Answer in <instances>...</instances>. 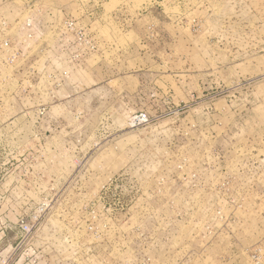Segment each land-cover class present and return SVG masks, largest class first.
<instances>
[{"label":"rangeland","instance_id":"374dc122","mask_svg":"<svg viewBox=\"0 0 264 264\" xmlns=\"http://www.w3.org/2000/svg\"><path fill=\"white\" fill-rule=\"evenodd\" d=\"M0 264H264V0H0Z\"/></svg>","mask_w":264,"mask_h":264},{"label":"built area","instance_id":"2783aa9c","mask_svg":"<svg viewBox=\"0 0 264 264\" xmlns=\"http://www.w3.org/2000/svg\"><path fill=\"white\" fill-rule=\"evenodd\" d=\"M19 228L21 229V232L25 235L30 233V227L28 226V224L22 223L19 225Z\"/></svg>","mask_w":264,"mask_h":264}]
</instances>
